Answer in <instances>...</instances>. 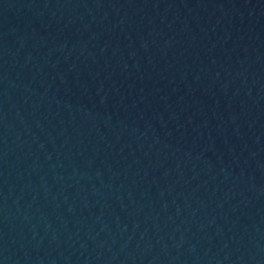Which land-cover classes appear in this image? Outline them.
<instances>
[{"label":"water","instance_id":"1","mask_svg":"<svg viewBox=\"0 0 264 264\" xmlns=\"http://www.w3.org/2000/svg\"><path fill=\"white\" fill-rule=\"evenodd\" d=\"M0 264H264V0H0Z\"/></svg>","mask_w":264,"mask_h":264}]
</instances>
